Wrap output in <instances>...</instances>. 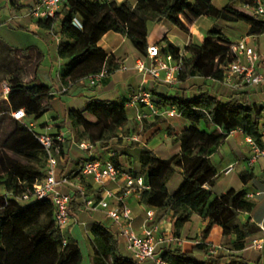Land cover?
Instances as JSON below:
<instances>
[{"label":"trees","instance_id":"trees-1","mask_svg":"<svg viewBox=\"0 0 264 264\" xmlns=\"http://www.w3.org/2000/svg\"><path fill=\"white\" fill-rule=\"evenodd\" d=\"M258 1L262 3L264 0H227L223 8L217 9L212 0H137L134 5L128 1L65 0L59 34L66 42L60 43L58 48V56L64 62L59 71V80L66 89L63 93L103 68H106L108 76L118 70L119 64L113 61V56L98 47L99 33L114 32L125 36L145 58L147 23L159 19L184 30L183 22L191 25L199 17L206 16L212 21L247 24L249 35L264 33V20L245 9L246 5L256 6ZM75 20L80 27L74 24ZM53 22L49 19L37 23L50 29ZM83 22H88V26L81 24ZM163 44V50L159 51L181 64L176 76L180 82L197 76L223 81L227 66L236 59L231 51L232 42L216 30H212L201 44L187 45L184 54L167 39ZM8 87L9 113L23 109L29 119L37 120L50 110V89L37 81L36 76L23 82L16 73L9 80ZM151 100L155 107L174 109L189 126L175 138L180 143L181 153L168 160L159 159L135 142L130 143V148L139 150L138 170L131 173L135 178L141 177L144 185L148 183V188L138 191L140 204L158 212H171L172 238L180 237L181 229L193 215L207 220L202 240L213 225L234 236L230 243L233 253L230 254H212L205 250L203 244H197L189 253L179 247L164 245L157 251L158 255L167 264H250L237 253L248 246L260 228L250 218L240 223L238 217L242 213H251L255 203L245 198L243 190L230 189L220 195L214 194L216 169L210 155L222 144L228 132L236 129L261 147L259 122L262 109L251 103L245 92L227 101L211 96L208 91L201 92L195 100L168 95H152ZM125 103L121 100L112 104L91 98L82 112L70 111L69 118L74 127L84 116L94 119L89 129L79 133V139L92 144L99 142L103 149H108L109 142L118 138L117 132L127 122ZM7 108L0 110V121L7 118L12 123L11 132L0 148V264H82L83 255L79 247L55 227L50 200L23 203L16 200L36 178L43 176L46 153L26 123L15 121L6 114ZM161 121L159 115H155L151 122L143 120L140 134ZM209 126H216L221 133L212 135L206 131ZM122 133L127 135V132ZM62 153L60 146L59 156ZM115 156L109 159L119 168ZM178 169L183 170V183L170 194L166 185ZM77 175L76 172L72 179L84 186V192L74 189L69 195L70 216L85 207L84 200L96 201L100 193L92 190L84 180H77ZM238 177L244 185L255 179L250 171L240 172ZM260 181L264 183V179ZM114 232L101 223L92 225L95 246L92 264H142L121 251ZM197 255H202V260H198Z\"/></svg>","mask_w":264,"mask_h":264},{"label":"crops","instance_id":"crops-1","mask_svg":"<svg viewBox=\"0 0 264 264\" xmlns=\"http://www.w3.org/2000/svg\"><path fill=\"white\" fill-rule=\"evenodd\" d=\"M39 1L16 0L14 2V0H0V78H5L0 79V93H2L3 86H8L9 80L16 73L20 75L23 82L36 76L37 81L50 89V95L52 96L50 110L33 121L40 133L45 131V124H49L53 127L52 132L64 135V142L61 144L63 153L58 159L56 179L67 178L69 183L59 186L61 192L68 195L74 192L73 185L75 182L72 179L73 176L86 161L93 158L104 162L111 155H116L115 162L119 168L132 175L131 172L138 170L139 150L138 148H130L131 142L139 144L140 147H145L161 160H168L181 153L180 143L176 142L175 138L178 134L186 131L189 124L172 108L156 106L162 121L145 133L140 134L142 121L151 122L154 116H149L147 110L142 106L129 103L131 96L139 89L149 92L151 96L168 95L189 100H195L201 92L208 91L211 96H215L222 101L236 98L240 93L245 92L251 103L262 109V119H264V82L254 86H242L238 77L224 78L223 81H217L197 76L188 78L183 82L177 81L175 84L164 83L162 80L163 72H161V78L155 80L135 70V62L143 57L131 46L125 36L114 32L99 33L97 45L107 55L113 56V61L119 64L118 70L112 72L96 86L90 85L87 80H81L64 94L63 92L66 89L62 87L59 80V71L64 62L58 56L60 43L66 42L59 34V22L63 19L62 6L53 19L54 22L51 28L46 29L38 25L30 15L31 8L37 5ZM123 1H128L134 5L137 0ZM212 4L215 8L221 9L227 4V0H212ZM183 23L184 30L174 27L163 19L148 22L147 46L157 45L161 51L164 48L163 40L167 39L180 50L181 54H184V48L187 45L201 44L212 30H216L232 43L244 40L249 47H252L259 57L254 70L256 73L264 75V33L249 35V25L247 24L221 20L212 21L206 16L199 17L191 25ZM8 24L10 27H8ZM81 24L88 26V22ZM160 54L164 56L161 52ZM241 61L246 64L245 58H242ZM146 64L150 66L153 62L146 60ZM122 66L127 69L121 70ZM6 96H4V99L7 101ZM91 98L112 104H117L121 100L126 101L127 122L123 129L117 132L118 138H114L109 142L108 149H103L99 142L92 144L85 139H79V133L89 129L94 123L93 118L88 116L80 118V123L76 127L72 125L69 118L70 111L82 112L85 103ZM6 107L8 108L5 112L9 116L11 110L8 103ZM172 111L174 113L170 114ZM138 114H144L145 118L138 121L136 119ZM206 131L214 136L221 133L216 126H209ZM122 132H127V135L124 136ZM246 139L247 137L240 132L227 135L222 144L210 155V160L216 169V184L213 192L215 195H220L234 189L253 194L254 198L251 200L255 203L253 211L249 214L242 213L239 215L238 220L243 223L250 218L260 228L264 227V183L260 181V179H264V158H259L252 167L248 166L247 161L251 155V150ZM81 142L90 143L92 147L88 150H82L78 147ZM230 165L234 166L233 171L228 175H223L222 171ZM45 171L46 165L44 162L43 174ZM243 171L252 172L255 179L249 181L246 185L242 184L238 174ZM84 181L90 184L94 191L101 193L103 190L101 186L95 185L90 177H87ZM182 183L183 170L178 169L166 185L168 193L175 192ZM123 185L122 180H118L117 182L108 183L105 188L119 194ZM146 188H148V183H145L143 189ZM125 203L131 209L132 225L137 235L141 233L144 224L152 225L154 223L159 229L158 236H164L163 231H167L165 233L170 234L169 238H172L171 232H169L172 229L171 212H166L162 222L156 221L155 215H158V211L142 206L139 202V192L136 190L125 197ZM148 211L153 213L152 222H147L146 213ZM94 223H101L113 229L119 239L121 251L131 256L124 249L116 225L106 216L105 212L89 210L84 207L81 211L70 216V225L62 234L66 233L64 237L79 247L83 260L84 255H86L88 259L86 264H92L95 255V246L91 234V227ZM206 223V219L193 215L190 221L181 229L180 237L173 238L174 240L165 246L179 247L183 252L189 253L197 244H203L205 250L212 254L233 253L230 250V243L234 240V236L224 233L218 225H213L207 237L204 240L201 239L202 230ZM237 254L241 255L250 264H264V250L255 251L249 248V244ZM202 258V255H197L198 260H202ZM142 264L152 263L146 261Z\"/></svg>","mask_w":264,"mask_h":264},{"label":"built area","instance_id":"built-area-1","mask_svg":"<svg viewBox=\"0 0 264 264\" xmlns=\"http://www.w3.org/2000/svg\"><path fill=\"white\" fill-rule=\"evenodd\" d=\"M65 0H40L39 3L33 6L30 10L31 17L36 21L54 19L57 12L60 10ZM106 2H122L123 0H104ZM245 9L251 12L252 15L258 16L264 20V3L257 2L256 6H245ZM74 24L80 27L75 20ZM231 51L236 56L235 61L227 66L224 73L225 79L233 77L239 78L240 85L254 86L264 82V75L255 72V64L258 61V55L252 47H249L244 40L232 43ZM245 58L246 64H243L241 59ZM146 60H151L152 65L148 66ZM126 70L125 66L120 68ZM181 69V64L172 60L171 56L161 55L157 45L147 46V56L140 58L135 62V70L138 73L145 74L151 78L158 80L161 78V72L164 73L163 82L168 84H175L177 82V73ZM108 76L106 68H103L99 73L91 75L87 78L88 83L96 86L103 79ZM9 92V87L4 85L2 94L6 96ZM130 104L140 105L147 110L149 116L159 114L151 100V94L145 90L139 89L134 93L129 101ZM174 113L173 111L170 114ZM10 117L18 122L26 123L28 129L33 132L37 141L46 153L45 165L46 171L41 178H36L31 187L25 189L20 195L16 197L18 202H28L32 200H50L53 207L54 225L57 229L63 232L70 225L69 201L70 196L59 190L61 184H68L67 178L62 180L56 179V167L60 152V146L64 142V135L62 133L52 132V125L45 124V131L40 133L37 131V125L26 115L23 109L15 110L10 113ZM145 118L144 114H138L136 119L141 121ZM259 131L261 134V144L258 146L252 139L247 138L251 155L248 158L247 164L252 167L259 158H264V119L259 122ZM240 130H230L227 135H231ZM78 147L82 150H88L92 147L90 143L81 142ZM113 155H111L112 157ZM234 169L233 165L228 166L222 171L223 175H228ZM77 180H85L87 177L92 179L95 185L101 186L103 190L99 194V198L84 200L85 208L89 210L104 211L106 216L111 219L117 227V232L122 240L124 249L131 257L138 262L149 261L152 264H167L161 259L157 251L163 245L172 242L173 238H164L158 236V226L154 223L152 225L144 224L141 228V233L137 235L132 225L131 209L125 203V197L132 191H140L144 188V183L141 177H133L131 174L122 172L117 168L110 159L101 162L98 159H90L86 161L77 170ZM122 180L123 188L119 194L105 188L108 183ZM74 189L80 193L84 192V186L75 183ZM245 198L252 200L253 194L246 193ZM147 222L153 221V213L148 211L146 213ZM249 248L255 251L264 250V227H260V231L251 239Z\"/></svg>","mask_w":264,"mask_h":264},{"label":"rangeland","instance_id":"rangeland-1","mask_svg":"<svg viewBox=\"0 0 264 264\" xmlns=\"http://www.w3.org/2000/svg\"><path fill=\"white\" fill-rule=\"evenodd\" d=\"M8 27H10L9 24H8ZM0 79H5V78H0ZM6 106H7V101L4 99V95L2 93H0V110L3 111L4 109L7 108ZM89 124H90V121H89ZM11 129H12V123L7 118H4V119L1 118V121H0V148H3V141L9 135V133L11 132ZM157 214L158 215H155L156 221L162 222V220L164 219V217L166 215V212H158ZM164 226H165V224H164ZM163 232H164L163 233L164 236H162V237H164V238L170 237L169 236L170 234L165 233L167 231H163ZM169 232H171V231H169ZM64 235H66V233H64ZM87 260L88 259L86 258V255H84L83 264H86Z\"/></svg>","mask_w":264,"mask_h":264}]
</instances>
